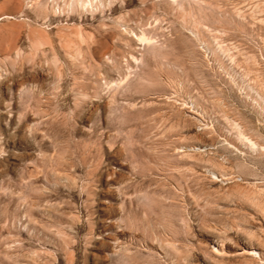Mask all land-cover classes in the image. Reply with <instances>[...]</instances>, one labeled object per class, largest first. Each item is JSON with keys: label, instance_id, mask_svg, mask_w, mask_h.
Segmentation results:
<instances>
[{"label": "rangeland", "instance_id": "rangeland-1", "mask_svg": "<svg viewBox=\"0 0 264 264\" xmlns=\"http://www.w3.org/2000/svg\"><path fill=\"white\" fill-rule=\"evenodd\" d=\"M0 264H264V0H0Z\"/></svg>", "mask_w": 264, "mask_h": 264}, {"label": "bare ground", "instance_id": "bare-ground-1", "mask_svg": "<svg viewBox=\"0 0 264 264\" xmlns=\"http://www.w3.org/2000/svg\"><path fill=\"white\" fill-rule=\"evenodd\" d=\"M246 253H253V250H245Z\"/></svg>", "mask_w": 264, "mask_h": 264}]
</instances>
